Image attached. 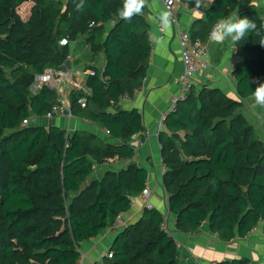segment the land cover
<instances>
[{"label":"trees","instance_id":"16d2710c","mask_svg":"<svg viewBox=\"0 0 264 264\" xmlns=\"http://www.w3.org/2000/svg\"><path fill=\"white\" fill-rule=\"evenodd\" d=\"M181 1L197 7L195 0ZM252 1L214 0L205 20L192 26L191 39L206 44L220 18ZM25 2L33 5L26 21L18 14ZM78 2L0 0V264H79L81 244L130 212L131 200L146 189L147 173L133 162L100 179L91 176L93 167L135 155L129 141L144 130L141 115L117 104L132 98L147 75L149 25L143 13L122 20L123 0H84L83 11L76 10ZM240 17L257 25L237 44L232 72L238 97L249 100L264 83V17L253 11ZM62 39L66 46L59 45ZM80 40L90 62L101 54L105 64L87 65L95 75L86 80V108L77 103L83 94L73 93L69 111L107 130V139L30 122L22 126L57 104L53 91L31 88L45 69L62 68L71 44ZM238 107L218 89L192 87L164 120L165 131L158 135L162 184L169 219L179 232L194 233L207 223L211 233L230 242L262 223L264 233V142ZM163 218L155 208L143 209L116 234L111 258L104 256L102 264H176L177 242L161 229Z\"/></svg>","mask_w":264,"mask_h":264},{"label":"crops","instance_id":"0c3cea01","mask_svg":"<svg viewBox=\"0 0 264 264\" xmlns=\"http://www.w3.org/2000/svg\"><path fill=\"white\" fill-rule=\"evenodd\" d=\"M32 6L31 2H25L21 5L18 14L22 20L29 19ZM194 9L176 6L173 13L176 16L177 25L172 23L170 27L165 29L158 20L159 13L165 11L161 1L148 0V6L145 7L143 12V18L149 25L151 45L147 75L141 88L121 107L126 110L138 111L142 118L144 130L141 134L133 136L129 141V145L135 150V155L131 161L115 160L109 164L96 166L91 176L92 179H100L106 171L116 172L126 167L130 162L135 163L147 173L146 190L150 193L149 202L155 209L168 217L167 221H169L167 195L162 184L164 169L160 157L158 135L160 132L165 131L163 118L166 117L169 109L170 99L179 91V79L182 74L179 31L189 34L196 21L205 20V15L202 12L196 13ZM237 11L239 15L244 11H253L260 17H264V0H255L241 5ZM110 26H112V23L108 25L107 29ZM78 43H80V46L76 51L75 46ZM206 46L208 48V66L206 70L200 71L194 76L193 87L196 90H200L204 86L210 89H218L229 99L239 103L237 113L243 117V112L249 113L259 122L257 126L260 129L257 131V136L264 142V109L256 105L252 98L241 100L236 92V83L232 76L233 69L238 61L236 49L232 51V46L227 42L212 44L209 39ZM86 54H88L86 56L88 61H83L82 57ZM90 60L91 55L88 52V47L80 40L71 44V55L63 68L73 72L74 75H79L87 70V65L96 63L95 65L99 69L104 67L105 62L101 54L96 57V62H90ZM64 105L69 108V102H64ZM245 120L247 121L246 118ZM29 122L33 126L45 128L55 126L64 129L67 133L85 131L97 135L102 140L108 137L103 133L104 129L99 128L97 125L74 116L69 119L64 113H58L52 119L33 117ZM161 124L162 126H160ZM141 139H144L145 145L136 147ZM142 211L143 203L139 200L130 212L124 214L123 220L125 223H135L140 218ZM170 222L172 229L170 234L181 246L177 249L176 264H216L234 260H246L248 264H264L262 223L243 238L223 242L216 234L210 232L207 223H203L196 232L185 234L175 229L172 220ZM122 228L121 225H113L102 231L97 237L82 243L79 249L81 254L80 263L102 264V258L108 253L112 241Z\"/></svg>","mask_w":264,"mask_h":264},{"label":"built area","instance_id":"2783aa9c","mask_svg":"<svg viewBox=\"0 0 264 264\" xmlns=\"http://www.w3.org/2000/svg\"><path fill=\"white\" fill-rule=\"evenodd\" d=\"M165 11H168L172 14L173 24L177 25L176 16L173 13V10L176 6L188 7L181 0H160ZM255 1V0H254ZM196 13H199L198 9H194ZM179 50H180V61L182 64V74L179 79V91L176 95L172 96L170 99L169 109L166 113V116L173 112L177 106V103L183 101L187 98L190 90L193 87L194 76L200 72L207 69L208 61V48L206 44L201 43L197 40H192L190 35L187 32L179 31ZM68 44L66 39H62L59 42V45L66 46ZM95 72L91 69L84 70L79 75H74L73 72L65 69H53L47 68L44 72L35 78L34 84L31 88L32 92H37L40 87L44 86L48 90L55 93L57 104L53 106L51 112L45 115V118L52 119L58 113H64L69 119L72 118V114L69 111V108L64 105V102H69V99L73 93L83 94L77 100L80 108L85 109L87 105V97L90 95V89L87 88L86 80L90 77H93ZM129 100L128 97H122L117 106L122 107ZM114 103H110V111H113ZM264 109V106H260ZM166 117L163 118V121ZM29 123V120H24L22 126H26ZM162 126V124L160 125ZM103 133L106 136H109L107 130H103ZM145 145L144 139L139 140L136 147H142ZM95 169V167H93ZM164 169V166H163ZM141 200L143 203V209L151 210L153 205L150 201V193L146 189L136 198L131 200L130 207L132 208L137 201ZM124 213H120L116 216V222L114 225H121L125 227L126 223L123 220ZM163 222L161 223V229L168 235L171 236L170 231L167 227V217L163 215ZM181 248L177 243L176 249ZM108 258H111L110 254H106ZM81 264V263H79Z\"/></svg>","mask_w":264,"mask_h":264},{"label":"clouds","instance_id":"9594fccd","mask_svg":"<svg viewBox=\"0 0 264 264\" xmlns=\"http://www.w3.org/2000/svg\"><path fill=\"white\" fill-rule=\"evenodd\" d=\"M214 0H195L196 8L209 7ZM148 6V0H123L122 6L118 9L119 17L130 22L131 19L143 13L145 7ZM84 0H79L76 4L77 11H83ZM158 20L163 28H168L173 23L172 14L168 11L159 13ZM257 25L247 17H240L237 12L229 14L227 17L220 18L212 27L209 33V41L212 44H223L225 42L232 46L235 50L237 44L245 38L250 32H256ZM264 44V39L260 41ZM252 99L258 106H264V83H258L255 90L252 91Z\"/></svg>","mask_w":264,"mask_h":264},{"label":"rangeland","instance_id":"374dc122","mask_svg":"<svg viewBox=\"0 0 264 264\" xmlns=\"http://www.w3.org/2000/svg\"><path fill=\"white\" fill-rule=\"evenodd\" d=\"M108 27V26H107ZM80 43L77 44V46H75V49H77L76 51H78V48H79V45ZM244 114V117L247 119V122L254 127V130L256 131V134H257V131L260 129L257 125L259 124V122L253 118L249 113H246V112H243ZM261 122H262V119H261ZM258 135V134H257ZM262 136V135H261ZM168 219V217H167ZM171 218L169 219V221H167V227H168V230L171 231Z\"/></svg>","mask_w":264,"mask_h":264},{"label":"water","instance_id":"95a60500","mask_svg":"<svg viewBox=\"0 0 264 264\" xmlns=\"http://www.w3.org/2000/svg\"><path fill=\"white\" fill-rule=\"evenodd\" d=\"M198 11H199V12H202L203 14L205 13V9H204V8H201V7H199ZM119 108H120V107H118V109H119Z\"/></svg>","mask_w":264,"mask_h":264}]
</instances>
